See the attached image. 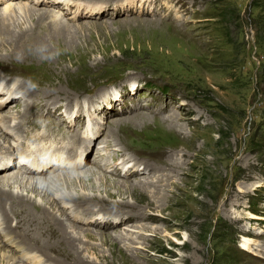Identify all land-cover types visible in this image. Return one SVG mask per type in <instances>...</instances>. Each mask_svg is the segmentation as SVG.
Returning <instances> with one entry per match:
<instances>
[{"label":"rangeland","instance_id":"obj_1","mask_svg":"<svg viewBox=\"0 0 264 264\" xmlns=\"http://www.w3.org/2000/svg\"><path fill=\"white\" fill-rule=\"evenodd\" d=\"M21 1L39 12L50 7L59 22L49 15L35 24L29 35L44 37L38 53L19 51L0 62L5 79L26 84L31 101L42 107L21 105L14 91L18 97L5 94L0 112L22 113L19 131L28 138L36 114L45 110L44 121L53 124L50 114L58 116L68 138L77 135L74 163L81 152L86 160L62 171L93 169L98 175L92 184H70V190L107 198L108 188L114 194L109 206L84 204L66 208L67 216L35 220L54 236L34 264H264V0H133L125 6L128 0H68L61 11L52 10L49 0ZM20 23L23 29L33 25L32 19ZM62 23L64 30L51 27ZM9 46H0V53ZM88 121L101 129L84 143L78 133ZM71 145L72 139L41 146ZM59 155L66 159L67 151ZM123 161L127 175L125 169L116 173ZM138 165L141 170L131 173ZM59 169L26 173L36 179ZM100 174L118 183L107 186ZM144 178L154 182L134 187ZM53 189L69 191L63 184ZM122 200L123 207L116 205ZM100 205L106 212L98 215ZM118 208L129 219L114 220L107 212ZM90 217L99 225L85 222ZM61 220L81 232L79 254L60 242ZM128 228L140 232L134 236L145 248L121 241ZM244 238L252 240L251 250ZM0 264L26 263L0 254Z\"/></svg>","mask_w":264,"mask_h":264},{"label":"bare ground","instance_id":"obj_2","mask_svg":"<svg viewBox=\"0 0 264 264\" xmlns=\"http://www.w3.org/2000/svg\"><path fill=\"white\" fill-rule=\"evenodd\" d=\"M44 1L45 0H38L37 4H42L44 3ZM49 1H50L49 6L52 5L56 7V8H51L52 10L58 9L60 7L63 9L64 5H65V8L68 9L66 7V4H64L61 0H49ZM130 1L132 2L133 0H128L126 2L124 1L121 4L125 6L126 3ZM152 1L153 0H141L139 4L150 3ZM0 2L4 3L3 5L0 6V22H1L0 23V37L5 35L8 38V39H5L8 42H5V43L2 42L0 44H2L3 46H6L9 43H11V46L8 47L10 48L9 49L10 51H5L6 52L5 54L0 53V62L2 63V61L4 60H7V61L10 60L9 58L12 57V55L14 54L18 55L19 51H23L24 55L26 56H29V54H27L28 51H31V53L32 51L35 53H38V51H40L39 43L43 42L44 37L40 33L39 35L37 34L35 36L29 35V33L37 31V30H34L33 28L35 24L42 25V23H44L45 19L49 15L50 16L55 15L53 13H50L52 11L48 10L50 9V7L48 9L45 8V10L39 12L40 9H36V6L35 7L30 6L27 2H23L21 0L19 2L18 0L17 1L16 0H4V1L0 0ZM64 2H67L69 4L70 1L65 0ZM104 5H107L108 7V3H104ZM104 5L101 4V7H100L101 11H103V8L105 7ZM119 7L123 9L127 8V6L126 7L119 6ZM116 9L118 10V6L116 7ZM63 12H66V11H63ZM22 18L25 19V21H27L28 19L29 20L32 19L33 25L32 26L30 25L27 28L23 29V24L20 23ZM55 20L59 22V17L56 15H55ZM16 21L19 22L18 23L19 25L18 24L15 25ZM53 26H56V27L59 26L62 28V30H64L66 29L68 25H66V23H62V24L52 25L51 27L53 28ZM16 27L17 28L19 27V30L16 29ZM1 41L2 40H0V42ZM0 50H1L0 52H4L5 49H3V47H0ZM26 56H22V57H26ZM5 77L7 76H4V72L0 71V92H3L1 93L2 95L0 96V101L5 94L9 98H14V95H17V93H14V91H17L19 94V97L23 99V100H19L21 101L20 102L21 105H25V104L27 105L28 101L30 102L29 104L33 105L35 102L36 104L33 105V108L40 110L39 106L42 107V105H40L41 103L39 101H34V100L31 101V99L33 98L28 92L27 88L25 89L24 86H26V84L20 82L18 85H16L14 78L8 81L5 79ZM11 86H13L14 90L12 89ZM33 89L31 90V93L33 92ZM50 110L51 109L49 108L48 111ZM44 115H45V110L42 111V114H36L35 117H32L34 118L33 121H34L35 129L31 131L29 138H28L24 136L23 134H21L19 131L21 128H23L21 127L22 119L17 120V118L22 117V113L20 115H14V113L12 112H5V113L0 112V169L5 168L3 169L4 174L0 176V254H2V256L5 259H7V261L9 262L10 261L13 262L15 260H21L25 262L26 264H32V262L34 264V262H36L38 258L40 259V255L46 252L44 251L45 249L43 248V245L46 248H48L49 244L47 243H49L48 241L52 239V236H54V233L52 232V230L50 231L51 232L50 233L42 229L38 225H35L33 223L35 220L42 219L44 217H56V216L63 217V215L64 214L66 215L67 213L66 208L67 209L70 207L79 208L81 205H84V204H87L88 206L89 205L92 206L98 203V204H105L106 206L110 203L111 198L114 196L113 192H110L108 188L106 189V187L115 186L118 183V180L116 179L114 180L112 179V177L108 175L100 174V178H102L108 184L107 186L105 184V187H104L106 191L108 192L107 198H104L105 196L100 197L95 194L94 195H90L86 193L78 194L70 190L71 188L70 184H73V185L77 183H80V185L92 184V181H94L93 176L94 175L96 176L97 173L96 171L93 172L92 171L93 169L92 170L89 169L88 171L81 169L77 173L76 172H65V170L62 171V169L78 168L82 166L86 160H84L83 154L81 152L79 155L80 158L78 156V163H74V158H76L75 153L77 152V149H78V139H76L77 135L74 134L73 136L71 135L70 138H68V135L71 133L69 131H65L63 127H61L58 124L59 122H61V120L56 121V119L59 118L58 116L50 114L56 122V124H53V123L45 122ZM37 117H40L41 118L40 120H43V121L38 120ZM178 120L176 119L175 122L178 123ZM91 126H93V124L91 125L90 121H88L86 128L82 134L76 132L81 137L84 143L91 141V136L96 132L98 133L101 129L100 127H96V126L95 127L97 129H91ZM173 126H174L173 127L174 129L178 130L177 127L179 126V123ZM33 131H36V133H32ZM8 135L12 136V139L8 140L7 139ZM69 139H72L71 146H62L56 150H50L49 148H45V146L51 147L52 143L53 144L62 143L65 140H69ZM29 140L33 142L35 141L39 142V141L45 140V142L43 144L32 145L29 143ZM106 143H107V140H105V145ZM41 145H45V146H41ZM24 147H26L25 151H23ZM15 149L19 150L20 154L25 152L26 154L33 155L32 161L29 164V166L23 165V164H20V165L16 164V161L13 160ZM60 151H67L66 159L64 157H62L61 160L58 159V157H60V155L58 156ZM43 162L46 163L45 167L42 165ZM62 162L64 163L61 164ZM106 163H108V161H106ZM38 165L42 167H38ZM111 166L113 165H110V168ZM138 166H139V169H137V167L133 168L132 169L133 171H131V173L139 172L142 166L141 165H138ZM56 167L60 168L58 173L55 172L54 175H51L49 177L43 176V177H38L35 179L34 176L27 174V173L37 174V173H45V172L48 173L50 171H54ZM121 167L123 168L121 169L117 168L119 171L116 170V173L120 174V172H122V170L125 169L123 173L126 174L127 171L130 170V168H126L127 165H126V162L124 161L122 162ZM150 180L154 182V180L148 179V178L136 180L134 182V184L136 183L134 187L141 186V185L148 186L151 183ZM119 182H121V180H119ZM59 184L60 185L63 184V186L65 185V187L67 186V189H69V191L53 192L54 191L53 187L56 185L59 186ZM124 203L126 202L122 200V201L116 202V205L118 206L120 205V207H123L121 205H124ZM151 204L152 203H150V205ZM102 207L103 205H100V208L98 206L99 208L97 210L98 215H101L102 211L106 212V210H103L105 208H102ZM88 210L89 211L85 210V212H90V210L92 209H88ZM123 210L124 209L118 208L115 211L111 210L107 212L112 213L110 215L111 217L114 215L113 216L114 220H119L120 216L124 219H129L127 215H124L125 214L124 212H123L124 214L120 213ZM110 213H107V214H110ZM253 216L255 215L250 214L249 217L252 218ZM10 217H14L15 224H11L10 222H8V219ZM148 217H150V215ZM256 217H259V216H256ZM95 218L96 217L94 218L90 217L89 221H85V222H87L88 224L96 223L97 225H99L98 221H94ZM100 218H102L100 222H103V224L105 225V222H107L104 219L106 218V215L100 216ZM150 218L156 219L154 217H150ZM67 219H70V218L67 217ZM60 224L62 226L61 230L59 231L60 232V242H64L68 244L69 248L72 249L71 251L69 250H66V251L70 253L75 251L73 252L74 254H77V252L79 254L80 253L79 244L81 243L83 239L81 238L82 236L81 232L76 233L74 231H70L69 227L67 226V223L63 222L62 220ZM126 230H127L126 232L121 231L120 233L121 235H119L121 238V241H127L128 239H133V242L138 244L135 247L145 248L143 245L144 244L143 241H139V240L136 241V238H138L139 236L138 237L134 236V234H137L140 232L134 229H130V228ZM86 235L87 234H85L84 237ZM251 241L252 240L249 238L243 239V246L245 249L251 250L252 248ZM29 242H30V245H29ZM129 243H132V242H129ZM4 247H6L5 248L6 250L2 251V248L4 249Z\"/></svg>","mask_w":264,"mask_h":264}]
</instances>
